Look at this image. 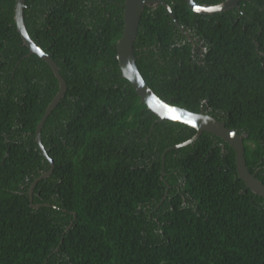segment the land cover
Masks as SVG:
<instances>
[{"label":"trees","instance_id":"1","mask_svg":"<svg viewBox=\"0 0 264 264\" xmlns=\"http://www.w3.org/2000/svg\"><path fill=\"white\" fill-rule=\"evenodd\" d=\"M15 1L0 0V264H264V197L227 142L203 132L163 166L196 130L156 121L121 75L124 0H25L29 34L66 81L41 127L54 164L41 177L36 126L58 80L26 55ZM166 1L191 39L163 5L145 6L137 66L165 101L237 130L264 183V0L213 14Z\"/></svg>","mask_w":264,"mask_h":264},{"label":"water","instance_id":"2","mask_svg":"<svg viewBox=\"0 0 264 264\" xmlns=\"http://www.w3.org/2000/svg\"><path fill=\"white\" fill-rule=\"evenodd\" d=\"M240 0H223L215 4L199 3L196 0H185L187 6L194 12L201 14H213L224 11L230 7H238ZM123 30L120 38L116 42V58L118 61L121 75L126 78L140 100L157 115L156 121L163 119H169L177 122L185 123L195 128V134L183 141L180 144L172 145L165 149L162 153V164L164 166V154L166 150L175 149L179 146L186 145L196 138H198L203 132H209L216 135L227 142L235 153V167L237 175L244 184L255 194L264 197V183L256 176V172H251L248 169L245 160V148L243 136L232 127L226 125L225 121L220 120L213 115L205 112H194L184 107L169 103L162 99L155 91L148 85L143 77L139 67L136 64V57L134 55V41L137 35L140 18L145 6L156 7L163 5L172 20L178 26V28L188 36V32L178 23L175 19L171 5L166 0H124L123 2ZM25 7V0H16L14 7V20L16 23L17 31L19 32L23 43L28 47L26 55L31 53L37 54L42 58L51 68L53 74L58 80V90L53 99L49 102L46 110L39 120L36 126L35 141L38 143L42 153L48 158L50 169L44 172L42 176H47L52 171L54 166L52 159L48 156L44 145L41 142V127L47 115L51 112L54 106L61 100L66 91V81L60 73V69L56 61L51 55L33 39L29 34L27 26L24 21L23 10ZM164 168L161 169V178L169 187L168 182L164 179ZM34 184V183H33ZM32 184V187H33ZM31 187V188H32ZM165 191L164 194H166ZM33 206H38L35 204Z\"/></svg>","mask_w":264,"mask_h":264},{"label":"clouds","instance_id":"3","mask_svg":"<svg viewBox=\"0 0 264 264\" xmlns=\"http://www.w3.org/2000/svg\"><path fill=\"white\" fill-rule=\"evenodd\" d=\"M188 37H189V35H188ZM190 38V37H189ZM191 39V38H190Z\"/></svg>","mask_w":264,"mask_h":264}]
</instances>
